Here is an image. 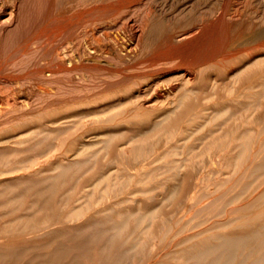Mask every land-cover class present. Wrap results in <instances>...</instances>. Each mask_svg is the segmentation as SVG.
I'll list each match as a JSON object with an SVG mask.
<instances>
[{
	"label": "bare ground",
	"instance_id": "obj_1",
	"mask_svg": "<svg viewBox=\"0 0 264 264\" xmlns=\"http://www.w3.org/2000/svg\"><path fill=\"white\" fill-rule=\"evenodd\" d=\"M146 1L147 0H145V2ZM203 1L205 0H187L179 6L178 9L173 10V8L170 9L157 0H149L146 2L148 4L143 3V0H0V149L4 147L12 148L21 146L25 149L28 147V149H33L32 151L36 152L39 141H42L41 138H43V136L50 137L53 135V138H47V141H49L47 145L46 143L42 144L45 141L44 137V141L41 142V145H46V147L39 146L40 148H38V150H40H37V154L30 151V153L36 154L35 156L32 154V158L30 157L31 154H29L28 149L26 152L28 157H30L28 159H25L23 155H21L23 152L20 150L18 152L16 150V154L20 153L19 155L20 157L22 156L21 158L23 160L21 159L16 163L13 162V165L11 164L12 166L9 167L7 166L9 158L7 159L4 157L7 160L2 163L4 164L6 162V165H0L2 167V169H0V177L3 178V182L7 181L4 177L9 178L14 176L13 174L23 179L26 178V176L37 175V172H44L48 170V167L54 170V168L56 169L63 166L65 164L64 162H73V160L78 157L80 159L81 156V159L85 158L86 160V158H88L86 156H90L91 159H94L100 155L111 156L115 154L117 157L114 158L121 157L122 159V157H124L122 153L125 155L129 152L130 156L134 157L135 155V157H141L140 155L143 154L144 148L146 150L145 144L149 146L147 139L149 140L151 138V136H149L150 133L159 134L163 130L167 132V130L169 131L170 128L173 127L172 123L176 126V123H178L176 120H178V118L175 120L173 117L172 119L175 121L173 120L174 122H171V116L177 111L180 113L181 110L182 113V111H187L193 107V103L191 104L190 99L196 94L198 97L200 96L198 94L209 95L208 97L210 98L213 96H216V98L220 96L222 98V96L225 95H236V98L238 97L240 99V102L239 99L238 102L241 103V106L243 104L245 106L242 107H246L244 109L245 111L235 112L231 110L234 104L228 105L229 102L227 101L228 103H226V97H224L223 99L225 100L223 101L216 100L217 102L215 103L209 102L212 106L207 108L206 111H209L210 114L204 115L205 117L201 115H199V117L197 116V118L203 117L204 123H194L195 125L197 124V127L194 128V130L191 129L192 132L190 135L193 136L196 133L199 135L204 134L207 136L206 138H209L210 145L208 146L209 143L205 144L208 148L199 151L198 157L207 155L210 157V159L208 158L209 161L212 160V165L221 152L217 150L219 149V143L222 142L219 133L224 129H226V131L228 129L218 124L220 130L218 129L217 131L216 129L217 133H215V130L209 127V125H211H208L209 121H211V123L215 122V124H213L216 125V120L218 118H227L226 112H228L229 106H232L230 111L237 113L234 118L240 114L237 118L238 120L243 116L242 118L247 119V123L249 124L257 122V124L260 123V127L264 126V0H213L210 6L206 5V3H201ZM201 4H203L202 8L199 7ZM140 68L144 71L142 75L133 76V74H123L125 71H136ZM199 101H201V99ZM208 101L209 100H207V102ZM189 103L191 104L190 106ZM239 103L238 106H240ZM190 111H192V109ZM253 111L254 113L250 114ZM256 112L257 114H255ZM225 118H223L224 122L225 120L227 121ZM164 119L167 121H162ZM224 122H220V124L223 126ZM228 122L230 121L228 120ZM228 124L229 123H227V127L229 128L230 125ZM122 125H146L149 126V130L146 132L144 131V135L142 133L145 139L136 141L138 137L136 139L131 138L135 141L134 144L126 140L128 144L125 143L122 145ZM233 127L236 130V127ZM209 128L211 129L209 130ZM229 129H231V126ZM261 129L264 128L262 127ZM183 132L180 133L186 134L185 131ZM240 132L243 136L249 133L247 131ZM224 133L227 134L225 131ZM138 134H140V132H138ZM54 136L57 138H55L56 140ZM222 136L223 134L221 137ZM154 137L155 142H159L161 139L163 140V138H160L158 135L154 134ZM126 138H129V136L127 137L126 135ZM224 138L227 140V136ZM50 139H54L57 145L53 146L52 143L54 142H51L52 140L50 141ZM255 139L258 140L256 137ZM32 140H38L37 143H33V145L37 144L35 150L28 145L32 144ZM203 140L204 139H201V141ZM229 141L227 142L229 143ZM253 144H255V142ZM249 145H251L250 142ZM249 145L246 147H249ZM184 146L183 149L189 150L188 146L186 147L185 144ZM260 146H262V144ZM173 147L174 146H172V148ZM238 147L237 145L236 148ZM222 148L225 150L224 146ZM244 149L246 150V148ZM250 149L252 151V148ZM261 149L262 148H260V151ZM173 151L175 152V150H172L171 153H173ZM178 151L179 149L177 152ZM2 152L4 154L6 153L5 151ZM130 152L134 155H131ZM232 152L233 151H231V153ZM166 153L164 152L162 155ZM16 154L15 156H17ZM259 154L262 153L260 152ZM220 156L222 157V153ZM232 156H234V154H232ZM101 157L104 158V156ZM0 159L1 161L3 160L2 158ZM12 159L14 158L11 157L10 160L12 161ZM91 159L89 161H91ZM198 159H200V157ZM10 160L8 163L11 162ZM53 160H55V162H53ZM85 160L82 161L84 162ZM91 162H89V165ZM2 163L0 162V164ZM73 163L72 167L68 168V171L69 169L74 170ZM188 163L191 162H187L186 167H189ZM137 164L136 162V165ZM179 164H181V162ZM263 164L261 163V167H264ZM68 165L70 164L68 163ZM109 165H111V162ZM137 166L139 167V165ZM181 166H183V164H181ZM206 166L210 165L207 164ZM3 167L5 169H3ZM200 167L197 168L200 169ZM204 169L206 168H203V171H205ZM94 170L96 171V169ZM101 170L103 169L100 168L99 171ZM182 170H184V168H182ZM262 171H264V169ZM117 173L118 172L115 171V174ZM73 177L74 176H72V178ZM107 177L110 178L109 175H107ZM257 178L260 177L258 176ZM4 179L6 181H4ZM11 179L12 178H10V180ZM44 179L45 177L43 180ZM15 181L17 183L15 186L20 184L17 180ZM50 181H52V179ZM8 182L9 181H7V183ZM11 182L12 180L9 183ZM71 182L73 184L74 181ZM250 183V185L253 184L252 182ZM54 184H57V181H54ZM257 184L258 183H256V187ZM7 186L9 185H6V187ZM58 186H60V184ZM94 186L96 185L94 184ZM217 186H219V184ZM6 187L5 189L7 190ZM53 187H56V185ZM248 190L249 188L243 190L244 193L237 194L239 196L241 195V197L243 196V202L246 195V197L249 198L252 194L249 193L250 190ZM262 190L264 189L262 188ZM29 191L31 192V190ZM246 192H248L249 195L248 193L246 194ZM262 192V194L259 192L261 195L258 194L257 196L259 197L255 198V206L261 207L260 205H264L262 204V202H264V191ZM217 196L219 197V195ZM222 196L224 197V195ZM45 197H42V199ZM219 201L220 200H218V202ZM233 201L235 200H230L231 203ZM252 202H254V200ZM13 203L14 202H12V204ZM235 203L237 204V201ZM20 204H22V202ZM249 204L251 205V201H249ZM249 204L248 206L250 208ZM244 205L247 204L244 203L243 206ZM237 206L241 208L239 204ZM237 206L235 207L239 208ZM251 206H253V204ZM262 207L264 208V206ZM142 209V212L138 215L141 218L129 216L132 220L134 218L133 221L135 222L136 228L144 226L147 215L150 214V210L146 211L144 209L145 212L143 213L144 210ZM229 210L227 211L229 212ZM240 210L243 209L241 208ZM232 211H235V209H232ZM250 211H253V209ZM236 213H238L237 209ZM254 213L257 214H254L252 218H246L248 219L247 222H249V225L245 229L242 227L243 230L241 231L235 232L236 230H234V232H231L233 230L230 229L231 231L228 232V229L226 232L215 231L216 233L213 234L210 233L209 230H203V232L205 231L206 233L208 231L212 235L209 237L204 236L205 238L202 236L204 240L197 241L198 243L194 242L193 245L185 249V252L183 251L181 253H184L183 259L185 264H264V211H260L259 213L256 211ZM235 215L236 214H234V216ZM72 217L73 216H71V218ZM125 217L123 219L126 222V219L129 218ZM211 218L213 219V217ZM29 220H31V218L28 219V221ZM37 220L38 219H36V223L40 222ZM224 220L230 221L228 223L226 221V223L223 222L224 226L221 227L216 225L217 229L219 227L227 228L229 226V228H232L233 225L238 226L235 224L230 226L233 222L227 217ZM14 223L16 222H9L8 224H10V226L8 228H21L20 220L17 221L19 226L16 227ZM30 223L31 222H29V224ZM25 224L26 227L29 226L25 222L22 223L24 226ZM105 224L104 222V225ZM119 224H121L120 227H118ZM119 224L117 223L114 225L120 230H126L121 222H119ZM204 224L206 223L204 222ZM35 226H37V224ZM115 226H112L113 230L116 229ZM93 227L90 226L89 229ZM239 227H241V223ZM8 228L6 229L9 231ZM12 228L9 232H12ZM94 228L92 231L98 230V228L95 230ZM106 228L108 229V227ZM203 228L205 229V227ZM21 229L27 230V228L24 229L23 227ZM213 229L217 230L216 228ZM117 230L115 232H117ZM5 232L7 231L5 230ZM23 233L27 232L23 231ZM107 233H110V231L108 230ZM142 234L146 235H143L145 238L149 237L147 232ZM95 235L97 234L95 233ZM98 235H100L101 238L104 234L101 235L98 233ZM114 235L115 234H113V236ZM199 235H197V237ZM111 236L110 233V237ZM117 236L119 237L120 235ZM195 237L196 235L194 238ZM113 239L115 240V238ZM189 240L191 241V239ZM106 241L108 240L106 239ZM113 242L115 243V241ZM149 243H147V245ZM62 245L60 244L59 248H61ZM111 245L114 246L112 242ZM111 245L109 244L110 247H112ZM147 245L146 247H149ZM151 245L152 244H150V246ZM109 246L108 248H110ZM63 247L64 246L61 248L62 251ZM124 247L125 248L120 249H126L125 245ZM136 248L139 247L135 245L130 247L131 250H135ZM122 252L121 254L124 253ZM131 253L133 252L131 251ZM1 255L3 254L0 253V260L2 261L3 259L1 257L5 255ZM155 257L157 258V255ZM118 260L121 262L119 258ZM178 260L181 261L180 258Z\"/></svg>",
	"mask_w": 264,
	"mask_h": 264
},
{
	"label": "rangeland",
	"instance_id": "obj_2",
	"mask_svg": "<svg viewBox=\"0 0 264 264\" xmlns=\"http://www.w3.org/2000/svg\"><path fill=\"white\" fill-rule=\"evenodd\" d=\"M148 1L149 0H147L146 2H148ZM157 1H159V3L165 4L170 9L173 8V10H174V9H178V7L181 6L187 0H183V1H181V0L180 1L179 0H174V1L173 0H163V1L157 0ZM146 2H145V0H143V3H146ZM211 2L213 3V0H205L201 3H203V4L206 3V5L210 6ZM195 3H196V1H195ZM146 4H148V3H146ZM203 4L199 5V7L202 8ZM125 72H123L124 75H126V74L132 75L133 74V76L134 75H136V76L142 75L144 73L142 68L137 69L136 71L130 70V71H125ZM198 95H200V96L198 97L196 94V95L192 96V99H190L191 104L193 103V105H192L193 107H191L187 111L184 110L187 114L184 111H182V113H181V110H180V113H179V111H177L171 116V119L173 117L175 120L178 118V120H176V122H178V123L175 122L176 126H175V124L172 123L173 127L170 128L169 131L167 130V132H166L165 130H163L159 134L154 133L155 135L160 136V138L162 137L163 140L156 138V139H159L160 141L159 142L157 141L158 143L155 142L154 139L156 136L154 137L153 132L150 133L149 136H151V138L149 140L147 139V142H149V146L147 144H145L146 150L144 148V152L142 155H140L141 157L138 156L139 158L135 157V155L131 154V152H130V154L134 155V157L130 156L129 152H127L125 154L126 156L122 153V155L124 156V157H122V159H121V157L120 158L119 157L114 158V157H117V155H115V154H113L111 156L100 155V156H97L96 158H94L95 160L91 159L90 156H86V157H88V158H86V160H85V158L81 159L82 158V156H81L80 159L78 157L75 160H73L74 163L66 161V162H64L65 164L63 166H61L60 168L59 167L56 169L54 168V170H53V168L48 167L49 171L46 170L44 172H42V171L37 172V175L34 174L35 176L30 175V176H26V178L21 179V177H19L18 175L13 174L14 176H12V177H9V178L4 177L9 182L12 180L11 183H9V182L7 183V181L5 179H4V181H6V182H3V178L0 177L1 182H2V184L0 182V186H1L0 198L3 199V200L0 199V253L3 254L1 256L5 255L4 257H1L5 262L3 260L2 261L0 260V264H31V263L32 264H43V263L48 264V262H49V264H57V263L58 264H63V263L64 264H106V263L107 264H112V263L113 264H122V263L123 264H153V263L154 264H182V262H183V264H185V261L183 259L184 253L183 254H181V253L183 251L185 252V249H187L189 246L193 245L194 242L198 243L199 241L204 240L205 237H209L212 235L210 233L214 234V233L220 232V231L226 232L228 229H229L228 232L231 230H233L231 232H234V230H236L235 232H238V231L243 230L242 227H244V229H245L249 225V222H247V220L249 218H252L254 216V214H257L254 212L257 211L259 213L260 211L261 212L264 211V208L262 207L264 205H260L261 207H258V206H255V204H254L255 198L259 197L257 195L260 193L262 194L263 193L262 191H264V190H262V188L264 189V171H262L264 169V167L263 166L261 167V163L263 164V162H264V160H262V159H264V129H261V128L262 127L264 128V126L260 127L259 126L260 123L257 124V122L256 123L253 122V124L252 123L249 124V123H247V119L242 118L243 116L241 117L242 119L240 118L238 120L237 118L240 116V114H238V116L236 118H234L237 115V113H235V112L245 111L244 109L246 108V107H242V106H245L243 104L241 106V103H239L240 99L238 97L236 98V95H231L232 97L230 95L229 96L225 95V96H222V98L220 96H219V98H216V96H213L215 98H213V97L210 98V97H208L209 95H207V96L204 94H198ZM224 97H226L225 102L226 103L229 102L228 105L234 104L235 107L234 106H233V108H232V106H229V107L232 108L231 110H233L235 112L233 113V111H230V108H228L229 110L227 109L228 112H226L227 118L223 117V118L227 119V121L224 119L225 120V122H224L223 118L222 119L218 118L217 120L214 118L216 120L217 126L214 125L215 122L211 123V121H209V123H208V125L211 124L213 126L212 127L211 125H209V127H211L212 130H215L214 131L215 133H217L216 129H217V131H218V129L220 130L219 125L223 128L228 129L227 131H226V129H224L221 133H219L220 131L218 132L220 135L219 137H220V139L222 138L221 141L223 143L222 142L219 143L220 147L218 146L219 149H217V150L221 151L220 154L222 153L223 158L219 154V157L216 158L217 160L216 159L214 160L213 165H212V163H211L212 160L209 161L210 157H208L207 155L203 156V157L199 156L200 159H198L199 158L198 155L200 153L199 151H201L202 149L208 148V146L210 145L209 138H206L207 136L204 134L199 135L196 133L193 136H191L190 134H191L192 130H194V128L197 127V124L195 125L194 123H199V124L200 123L202 124V122L204 123V120H203L204 119L203 117H205L204 115L210 114L209 111H206L207 108H210V106H212V104H210L209 102L215 103L219 100L223 101V100H225V99H223ZM228 97H229V100H228ZM198 98H199V100L201 99L202 102L199 101ZM193 99H194V101H193ZM238 99H239V102H238ZM195 100H196V102H195ZM207 100H209V101L207 102ZM200 103H201L202 107L200 106ZM238 103L240 106H238ZM191 104L189 103V106ZM237 106H238V108H237ZM195 107H197V108H195ZM203 107L204 108L206 107V108L204 109ZM191 109H192V111H190ZM188 111H190V112H188ZM229 111H230V113H229ZM188 113H189V115H188ZM253 113H254V111L250 114H253ZM231 114L234 116H232ZM255 114H257V112ZM199 115H201L203 117L197 118V116L199 117ZM194 118H196V119H194ZM174 119H172V120L169 119V120L171 122H174L175 121ZM235 119H237V120H235ZM228 120L231 123L228 122ZM162 121L165 122L167 120L164 119ZM170 121H168V122H170ZM184 121H186V122H184ZM199 121H201V122H199ZM212 121H213V119H212ZM220 122L221 123L224 122L223 123L224 125L222 126V124H220ZM227 123H229L228 125L231 126L232 130L229 129L230 126H229V128L227 127ZM168 125H171V124H168ZM261 125H262V123H261ZM142 126L143 125H141V126H139V125H122V136H123L122 137V145L126 143V140L127 141L129 140L130 143L134 144L135 141L132 140L133 138L136 139L138 137L136 141L145 139L143 137V135L145 134L146 131L149 130V126H146V125H144L143 127ZM233 126L236 127V130ZM168 128H169V126H168ZM211 128H209V130ZM248 129H250V130H248ZM251 129H252V131H251ZM259 129H261V130H259ZM182 130L185 131L186 134H183L184 132ZM224 131L227 134H225ZM240 131H242V132L247 131L249 133L246 136H243V134ZM123 132H124V135H123ZM134 132H135V134H134ZM138 132H140V134H138ZM180 132H183V133H180ZM126 133H128L129 135ZM142 133H143V135H142ZM261 133H263V134H261ZM222 134H223V136L225 134L224 137L227 136V140L223 136L221 137ZM229 134H231V135H229ZM126 135H127V137L129 136V138H126ZM130 135H131V137H130ZM174 135H175V137H174ZM51 136L50 137L43 136V138H41L42 141H39V143H38L39 145L36 144L38 146V148L46 147L47 142H49V141H47V138H53V135H51ZM44 137H45V141L43 140ZM255 137L258 138V140L255 139ZM55 138L56 137L54 136V139ZM235 138H236V140H235ZM54 139L53 140L50 139V141L52 140L51 142H54V143H52L53 146L57 145V143L55 141L57 138L55 140ZM151 139H152V141H151ZM201 139H204L205 141L204 140L201 141ZM58 140H59V138H58ZM207 140H208V142H207ZM242 140H244L245 142ZM227 141H229V143ZM37 142H38V140H32V142H31L32 144H28V145L31 146L32 148H34V150H35L36 145L35 144L33 145V143H37ZM41 142H43L42 144L46 143V145H41ZM243 142H244V144H243ZM249 142L252 146L249 145ZM252 142L253 143L255 142V144H253ZM50 143H48V144H50ZM226 143H228V144H226ZM52 144H50V145H52ZM126 144H128V142ZM155 144H156V146H155ZM184 144L186 145V147L188 146L189 150L183 149ZM205 144H208V146ZM258 144H259V146H258ZM261 144H262V146H260ZM237 145L239 146L238 147L239 149L236 148ZM248 145H249V147H246ZM37 146H36V148H37ZM172 146H174L175 148L173 147L174 148L173 149ZM223 146H224L225 150L222 148ZM228 147L231 149H229ZM259 147L262 148L261 151H260ZM38 148L36 149V152H34V151H32L33 149L30 150L27 147L29 154H31L30 155L31 158H32L33 153H30V151L37 154L38 151L40 150V149L38 150ZM244 148H246V150ZM250 148H252V151ZM27 149H25L24 147L22 148L21 146L12 147V148L4 147L3 149L1 148L0 149V158H2L3 160L1 161V159H0V162L2 163L9 158L7 161V166L10 167L13 165L12 164L13 162L16 163V162L20 161L22 159L21 158L22 156L20 157V155H19L20 153L16 154V152L17 151L19 152V150L21 152H23V154H21V155H23V157L25 159H28L30 157H28V154L26 153ZM178 149H179V151L177 152ZM1 150L5 151L6 153L4 154ZM172 150H175V152L173 151V153H171ZM255 150L258 154L255 152ZM14 151H15V153H14ZM159 151H160V153H159ZM231 151H233V152L231 153ZM259 151L262 154H259L260 153ZM164 152L165 153L167 152V153L165 155H162V154H164ZM13 153H14V156H13ZM175 153H176V155H175ZM15 154L18 157L15 156ZM36 154H33V156H35ZM168 154L170 155L171 158L169 157ZM232 154H234V156H232ZM180 155H181V157H180ZM101 156H104V158ZM174 156H178V157H174ZM190 156H192V157H190ZM255 156H256V158H255ZM4 157H6L7 159ZM11 157L14 158L15 160L12 159V161H11L10 160ZM93 157H95V156H93ZM89 158L91 159L92 162L89 161L90 160ZM140 158H142V159H140ZM145 158H146V160H145ZM201 158H203V159H201ZM9 160L11 161L10 163H8ZM82 160H85V161L83 162ZM76 161L79 163H77ZM215 161H216V163H215ZM218 161H220V162H218ZM259 161H261V162H259ZM53 162H55V160H53ZM89 162H91L90 165H89ZM110 162H111V165H109ZM136 162L138 163L137 165H139V167L136 165ZM180 162H181V164H183V166H181V164H179ZM187 162H191V163H188L189 167H186ZM195 162H196V164H195ZM5 163L4 164L2 163L0 165L4 166V165H6ZM68 163L70 165H68ZM72 163L74 165V168H73L74 170L69 169V171H68V168L72 167ZM192 163H193V165H192ZM115 164H116V167H115ZM189 164H191V165H189ZM207 164L210 166H206ZM211 165H212V167H211ZM7 166H5V167L8 168ZM102 166H103V168H102ZM107 166H108V168H107ZM109 166L112 168H110ZM192 166H194L195 168ZM104 167H105V169H104ZM197 167H200L201 170ZM207 167H210L212 169V171L210 168H207ZM100 168L103 170L99 171ZM182 168H184V170H182ZM185 168H186V170H185ZM203 168H206V169H204L205 171H203ZM0 169H2V167ZM3 169H5V168L3 167ZM94 169H96V171ZM209 169H210V171H209ZM113 171H114V174H113ZM115 171L118 173L115 174ZM261 173L263 174V176ZM56 175H58V176H56ZM107 175H109L110 178H108ZM110 175H112V176H110ZM72 176H74V177L72 178ZM258 176L260 178H257ZM40 177H41V180H40ZM44 177H45V179L43 180ZM10 178H12V179L10 180ZM51 179H52V181H50ZM53 179H55V180H53ZM15 180H17V182L20 183V184H18L20 186H18V185L15 186V184H17ZM30 180H31V182H30ZM54 181L55 182L57 181V184L58 185L60 184V186H58L57 184H54ZM62 181L65 183V185ZM71 181H74L73 184ZM76 182H79V183H76ZM250 182H252L253 184L250 185L251 184ZM256 183H258L257 187H256ZM94 184L96 186H94ZM218 184H219V186H217ZM6 185H9V186L6 187ZM33 185H34V187H33ZM55 185H56V187H53ZM75 185H77V186H75ZM254 185H255V187H254ZM38 186H41V187H38ZM43 186H44V188H43ZM5 187L7 188V190L5 189ZM26 187H28V188H26ZM57 187H59V188H57ZM218 187H220V188H218ZM233 187H235V188H233ZM247 187L250 190V191L248 190L249 193H252V194L249 196V198L246 197L247 195L245 196L243 194L246 197V199L244 197V202H243V199H242L243 196L241 197V195L239 196L237 194L238 193L242 194L243 190L248 189ZM227 189H228V191H227ZM3 190L5 191V193ZM29 190H31V192ZM252 190L254 191V194H253ZM43 191H45V192H43ZM257 191H258V193H257ZM247 193L248 192H246V194ZM249 193H248V195H249ZM6 194H7V196H6ZM1 195H2V197H1ZM217 195H219V197ZM222 195H224V197L226 199L227 198L228 199L226 200ZM10 196H11V198H10ZM42 197H45V198L42 199ZM236 197H239V198H236ZM18 199H20V200H18ZM232 199L235 200L232 202L233 204L230 202V200L232 201ZM10 200L14 203L12 204V202ZM17 200H18V202H17ZM218 200H220L221 202L220 201L218 202ZM253 200H254V202H252ZM236 201H237V204L235 203ZM249 201H251V205L253 204V206H251L249 204ZM21 202L23 205L20 204ZM244 203L247 205L243 206ZM229 204L230 205L232 204V205L230 206ZM238 204L241 206V208L243 210H240L241 208L239 206H237ZM248 204L250 205V208H249ZM262 204H264V202H262ZM220 205H222V206H220ZM234 205L239 207V208H236ZM131 207H133V208H131ZM140 208L141 209L143 208L142 210L145 209L146 211L150 210V214L147 215L146 223L144 224V226L141 227L143 229L136 228L135 222L133 221L134 218H133V220H132V218H129V216L130 217L131 216L140 217V216H138L142 212ZM228 208L229 209L232 208L233 210L235 209V211H232V209L229 210ZM103 209L105 210V212ZM236 209H237L238 213H236ZM252 209H253V211H250ZM145 210L143 211V213L145 212ZM227 210H229V212ZM245 211L247 214H249V213L250 214L247 215L245 213ZM13 212H15V213H13ZM216 212H217V214H216ZM77 213H79L80 215ZM226 213L230 216H228ZM229 213H232V214H229ZM68 214H69V216H68ZM96 214H99V215H96ZM212 214H213V216H212ZM234 214H236V215L234 216ZM237 214H239V215H237ZM76 215H77V217H76ZM9 216H10V218H9ZM71 216H73L74 218L73 217L71 218ZM125 216L131 220L126 219V222H125V220L123 219ZM106 217H107V219H106ZM211 217H213V219ZM226 217L231 219V221L233 222L230 224V226H232L233 224L238 225V226L233 225L232 228L231 227L229 228V226H228L227 228L225 227L226 229L220 228L221 226H224L223 225L224 223H226V222L228 223L230 221V220H227V221L224 220V219H226ZM24 218H26V219H24ZM30 218H31V220L28 221V219H30ZM33 218H34V220H33ZM87 218H88V220H87ZM214 218L216 219V221ZM246 218H248V219H246ZM36 219H38L37 221H40V222L36 223ZM6 220H7V222H6ZM18 220L21 221L20 227L21 228L23 227L24 229L27 228V230H22L20 227H19L20 229H18V227H17V226H19V224H18L19 222L17 223ZM102 220H103V222H102ZM119 220H121V221H119ZM90 221H93V222H90ZM118 221L122 223V226H124V228H126V230L125 229L120 230L118 228L121 225V224H119ZM9 222L10 223L16 222L17 224L16 223H14V224L17 228H14V229L12 227L8 228L10 226V224H8ZM23 222L27 223V225H29V226L26 227V224H25V226L22 225ZM29 222H31V223L29 224ZM104 222L106 224H109V225H106V224L104 225ZM109 222H111V223H109ZM204 222L206 224H204ZM216 222H217V224H216ZM238 222H239V224H238ZM34 223H36L37 226H35L36 224H34ZM117 223L119 224V226L117 225L118 227L115 226ZM201 223L203 224V226ZM214 223H215V226H214ZM240 223H241V227H239ZM243 224H245V225H243ZM38 225H40V226H38ZM216 225H219L220 227L217 229ZM90 226L91 227L94 226V227H96V228L93 227L94 230L97 228H98V230L92 231L93 228L89 229ZM112 226L113 227L115 226L116 229L113 230ZM226 226H227V224H226ZM106 227H108V229ZM203 227H205V229ZM212 227L216 228L217 230L213 229ZM6 228H8L9 231L11 228L13 230H12V232H9ZM4 229L9 233L5 232ZM82 229L84 232L82 231ZM99 229H101V230H99ZM3 230H4V232H3ZM108 230L110 231L112 236H113V234H115V235L113 237L112 236L110 237V233H107ZM116 230L118 233L115 232ZM203 230H205V231L209 230L210 233L208 231L205 233V231L203 232ZM23 231L27 232V233H23ZM144 232H147L148 233L147 235L149 237L145 238L143 235H145L146 233L142 234ZM201 232L204 234H202ZM91 233H93V234H91ZM95 233L97 235H95ZM98 233H100L101 235L104 234V235H102L103 238H102V236L100 238V235H98ZM116 234L120 235V236L118 237ZM206 234H208V235H206ZM94 235L96 236V238ZM195 235H196V237L194 238ZM197 235H199V236L197 237ZM97 236H98V238H97ZM202 236L203 237L205 236V237L203 238ZM105 237H107V238H105ZM152 237H154V238H152ZM113 238H115V240ZM106 239L108 241H106ZM189 239H191V241H193V240L194 241L191 242ZM198 239H200V240H198ZM112 240L115 241V243ZM157 241H159V242H157ZM111 242L114 246L111 245ZM149 242H153V243H149ZM108 243L112 247H110ZM147 243H149V244L147 245ZM189 243H190V245H189ZM60 244L61 245L63 244L62 246L66 247V248L63 247V251L61 249L62 246H61V248H59ZM150 244H152L151 245L152 247L150 246ZM124 245L126 246V249L128 252L126 251V249H120V248H125ZM133 245H135L136 247H139V248H136L135 250H131L130 247H133ZM146 245L149 246L150 248L146 247ZM108 246L110 248H108ZM106 248H108V249H106ZM182 248H183V250H182ZM119 249H120V251L125 250V251H123L124 253L121 251L123 253V254H121ZM4 250H5V252H4ZM8 250L10 253L8 252ZM155 250H156V252H155ZM117 251H118V254H117ZM131 251L133 253H131ZM119 252H120V254H119ZM56 253H57V255H56ZM126 253H127V255H126ZM134 253H135V255H134ZM8 254H10V255H8ZM103 254H104V256H103ZM156 255H157V258L155 257ZM130 257H133V258H130ZM178 257L180 258L181 261L178 260L179 259ZM118 258L120 259L121 262H119ZM34 260H35V262H34ZM114 261H115V263H114Z\"/></svg>",
	"mask_w": 264,
	"mask_h": 264
}]
</instances>
